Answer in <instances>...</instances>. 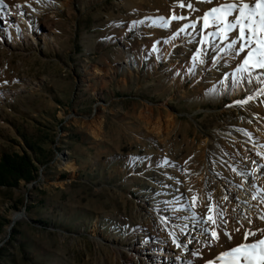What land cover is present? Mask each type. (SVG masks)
Here are the masks:
<instances>
[{
  "label": "rangeland",
  "instance_id": "374dc122",
  "mask_svg": "<svg viewBox=\"0 0 264 264\" xmlns=\"http://www.w3.org/2000/svg\"><path fill=\"white\" fill-rule=\"evenodd\" d=\"M16 1L34 18L0 24V264H150L160 244L208 264L264 228V69L249 82L236 33L205 44L201 19L260 0Z\"/></svg>",
  "mask_w": 264,
  "mask_h": 264
},
{
  "label": "snow or ice",
  "instance_id": "6c2138e0",
  "mask_svg": "<svg viewBox=\"0 0 264 264\" xmlns=\"http://www.w3.org/2000/svg\"><path fill=\"white\" fill-rule=\"evenodd\" d=\"M206 2L211 3L212 0H206ZM30 6V5H29ZM180 7H184L185 4L181 3ZM7 7L4 0H0V9ZM19 8L20 5H15ZM189 9L195 10L191 3L187 4ZM255 9L250 10L249 4L244 3L241 8H239V18L235 19L234 22L230 19L233 12L236 10L235 4H220L217 7L211 8L206 12L201 18L203 21V28L207 32L209 28L214 29V31L207 33L204 38V43L208 44V36L211 37H221L223 40H229L231 33L235 32L236 35L231 37L228 43V49L233 52L246 53L243 59V64L238 68V72H244L249 74V82H251V73L257 69H264V0H260L259 3L255 4ZM23 13H21L22 15ZM259 17L257 20L256 17ZM185 19L183 16H177L173 14L171 20H181ZM170 20L161 18V25L168 26ZM195 27V25H192ZM184 31V29H181ZM239 45V48H237ZM213 47L216 45L213 43ZM201 53L197 52L196 56L193 57L194 60L200 57ZM203 63V60H200ZM257 81L264 83L260 80V77H256ZM259 94H264V88L260 89ZM253 97L249 96L246 100L238 101L240 104H246ZM259 154V153H258ZM264 167V166H262ZM256 197L254 196L253 199ZM195 199V197H194ZM264 201V197H261ZM223 212H216L213 215L212 206H209L208 211V221L213 225H217V217H222ZM264 219V216L260 217ZM207 222V221H205ZM251 222V221H250ZM208 230L205 229V232ZM235 231H239L236 229ZM211 237L213 241H219L220 235L215 231H211ZM227 236L228 241L233 239L231 233H224ZM256 238L255 243H245L249 238ZM264 228L257 229L255 231L249 229L246 230L243 236V241L236 244H229L225 250L219 253L215 260H210L208 264H264ZM175 242V241H174ZM178 248L181 247L180 244L176 245Z\"/></svg>",
  "mask_w": 264,
  "mask_h": 264
},
{
  "label": "bare ground",
  "instance_id": "6f19581e",
  "mask_svg": "<svg viewBox=\"0 0 264 264\" xmlns=\"http://www.w3.org/2000/svg\"><path fill=\"white\" fill-rule=\"evenodd\" d=\"M4 3L7 5V7H4L5 11H4L3 15L0 16V24L2 23L6 27L11 28V27H16L18 25V23H20L22 21L25 23L24 24L25 25V33H28V35H30L31 31H32L31 30V28H32L31 23L32 22L30 20L34 17H32V14L29 15L27 12H29V10L32 9V4L30 2L21 3V2L16 1V0H4ZM17 4L20 5L21 7H19V8L15 7V5H17ZM21 13H23V14L21 15ZM22 30H23V27H22ZM14 35L17 38L19 33H14ZM69 165L70 166H68V167H73L72 164H69ZM251 166L255 167L254 164H252ZM254 171H255V176L257 178H259L260 169L255 168ZM246 181H247V177H245V182ZM249 200L251 201L250 203H251L252 209H255V199H249ZM249 213L254 214V213H256V211L249 212ZM250 221L251 220H245L244 221V223L247 227H250V225H251ZM260 238H264V237H260ZM229 244H236V243H234L233 241H230L229 243L226 244L225 248ZM142 255L144 256V262H150V264H155V263L156 264H196L195 261L188 260V259H185V260L181 259V261H178V260L175 261V258L177 257V256H175V252L172 249L167 248L164 244L157 245L153 248V250H151L150 253H146V254H142Z\"/></svg>",
  "mask_w": 264,
  "mask_h": 264
},
{
  "label": "trees",
  "instance_id": "16d2710c",
  "mask_svg": "<svg viewBox=\"0 0 264 264\" xmlns=\"http://www.w3.org/2000/svg\"><path fill=\"white\" fill-rule=\"evenodd\" d=\"M6 163L8 164L7 166H9V171L11 173L10 180H12L14 183L18 182L20 179L25 181L32 180L31 176L33 172V165L28 157H22L18 162L15 161V163H9L8 161H6ZM0 182V184H2V182L3 184H9L5 180Z\"/></svg>",
  "mask_w": 264,
  "mask_h": 264
}]
</instances>
